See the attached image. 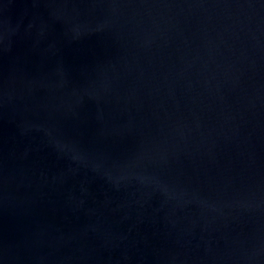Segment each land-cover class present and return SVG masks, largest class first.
<instances>
[{
    "label": "water",
    "instance_id": "water-1",
    "mask_svg": "<svg viewBox=\"0 0 264 264\" xmlns=\"http://www.w3.org/2000/svg\"><path fill=\"white\" fill-rule=\"evenodd\" d=\"M0 264H264V0H0Z\"/></svg>",
    "mask_w": 264,
    "mask_h": 264
}]
</instances>
